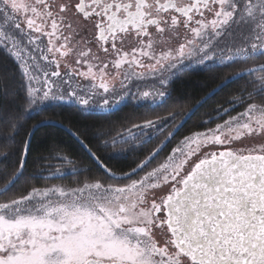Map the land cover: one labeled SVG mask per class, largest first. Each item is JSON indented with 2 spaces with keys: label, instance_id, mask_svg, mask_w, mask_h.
Returning a JSON list of instances; mask_svg holds the SVG:
<instances>
[{
  "label": "snow or ice",
  "instance_id": "snow-or-ice-1",
  "mask_svg": "<svg viewBox=\"0 0 264 264\" xmlns=\"http://www.w3.org/2000/svg\"><path fill=\"white\" fill-rule=\"evenodd\" d=\"M0 52L15 64L23 101L12 102L22 115L6 116L11 131L0 134V264H264V0H0ZM69 56L75 67L62 73L57 57ZM193 65L231 70L178 111L168 86ZM129 100L172 110L119 130L66 129L88 160L59 157L73 164L75 185L31 183L32 129L64 125L42 119L22 136L27 119L67 102L95 124ZM208 103V123L221 122L190 131L133 179ZM246 138L262 142L233 148ZM130 155L117 174L111 161Z\"/></svg>",
  "mask_w": 264,
  "mask_h": 264
},
{
  "label": "trees",
  "instance_id": "trees-1",
  "mask_svg": "<svg viewBox=\"0 0 264 264\" xmlns=\"http://www.w3.org/2000/svg\"><path fill=\"white\" fill-rule=\"evenodd\" d=\"M230 70L231 69L203 68L201 70H187L182 72L179 78L174 79V82L169 85L170 89H174L173 97L180 98L179 101H177L179 105L177 110H186L194 99H198L219 83V79L222 75L227 74ZM217 74L220 75L217 76V79H213V76ZM19 88V74L15 70V64L4 52H0V134L11 131V129L6 126V116L10 118L13 115L17 117L22 115L23 107L18 110L16 104L12 103L15 100L17 104L23 105V101L17 97ZM21 95H23V93H21ZM214 106V104L208 103L200 107L177 135L186 132L189 133L190 131L208 126L206 120L209 119V117L205 115V113H209L214 117L215 113L209 112ZM170 110H172L171 102L164 108H150L148 105L136 107L134 102L129 101L127 105L121 107L116 116L108 120L100 118L97 123L93 124L92 120H86L78 113L75 107L65 103L63 106H57V103H53L51 106L45 108L39 115L27 119L24 122V128L21 130V135L26 136L28 129H31L32 125L37 124V122L42 119L56 121L70 128L73 132L78 128L81 130L87 128L89 134H91L99 131L101 128L119 130L121 124L130 126V123H139L145 118H151L156 115H166ZM177 118L180 117L178 116ZM201 120L204 121V123L201 126H197V121ZM215 121L216 119L212 122ZM169 130L170 128L168 131ZM112 134H114V131ZM166 135L167 131L144 145L140 153V158L142 159L147 156ZM101 139L104 138L102 137ZM118 146L119 145H117V147ZM0 151H3V149L0 148ZM37 155L47 157V159L32 162V158ZM62 156H69L70 159L80 167H85L88 164V160L83 155L81 145L66 130L51 124H46L38 128L32 136V153L29 157L30 163L28 171L30 174L36 176V179H33L31 183L38 187L58 181L69 185L75 183L78 177L70 173V168L73 164L59 158ZM132 159H134V157L130 155L129 160H113L111 161V165L114 166V170H116L117 173H119L121 169L127 171L129 161ZM136 162L138 163L139 160ZM49 165L51 167H48ZM41 166H44L43 171H41ZM83 174L84 173H82L81 176ZM94 174L98 173L94 172Z\"/></svg>",
  "mask_w": 264,
  "mask_h": 264
},
{
  "label": "rangeland",
  "instance_id": "rangeland-1",
  "mask_svg": "<svg viewBox=\"0 0 264 264\" xmlns=\"http://www.w3.org/2000/svg\"><path fill=\"white\" fill-rule=\"evenodd\" d=\"M211 17H209L210 19ZM51 57V56H50ZM51 59V58H50ZM57 59L59 60V70L63 73L64 71H66V68H65V65L66 64H70L71 66L75 67V63H74V57L72 56H69V57H66V58H60V57H57ZM41 64L44 66V69L51 72V71H56L57 68H56V64L55 63H52L51 65H48L46 62L44 61H41ZM203 69L202 67L200 66H197V65H193V68L190 69V70H201ZM146 84L147 85H154L155 87H158V84L154 81H152L151 79L147 80L146 81ZM74 86H75V82H74ZM169 87V86H168ZM135 90V89H134ZM154 90L152 87H147V86H144L142 85L141 86V91H152ZM129 101H132V100H129ZM128 101V102H129ZM134 102V101H132ZM56 103H59V102H56ZM135 103V102H134ZM65 104H67V102H65ZM142 106L144 105H147V104H141ZM187 107V106H186ZM239 111V109H237ZM233 115H235V113H232ZM178 120L180 118H177ZM224 119H227V117H224ZM207 123H208V119L206 120ZM221 121L220 120H216L215 122H211V123H208L207 125L208 126H204V128L202 129H198V130H194V131H205L206 129L208 128H214L216 123H220ZM171 130V129H170ZM169 130V131H170ZM189 133L186 132V133H182L180 135H177L172 141L171 143L164 149V151L160 154V156H158L153 162L152 164L149 166L148 169H145L144 172H140L138 174V176L136 177H133V179H138L139 177H142L146 171H149L151 170L152 167H158L159 164L161 163H164L166 160H167V157L169 155H171L172 153V149L173 148H176V147H179V142L180 140L183 139V136L185 135H188ZM233 135H236V133L234 132ZM260 142H262L259 138H256V139H251V138H246L244 140L243 143L239 142V141H234L233 142V148L234 149H240V148H243V147H252L253 145H258ZM123 145H119L118 147H121ZM207 151H218V150H223L220 146H208L206 147ZM76 183V182H75ZM75 183H73L72 185H69V184H66V183H62V182H52V183H48L47 185L45 186H52V185H67V186H74ZM44 187V186H42ZM158 194L160 195H164L166 194L167 192V189L161 191V190H157ZM158 235V234H157Z\"/></svg>",
  "mask_w": 264,
  "mask_h": 264
},
{
  "label": "water",
  "instance_id": "water-1",
  "mask_svg": "<svg viewBox=\"0 0 264 264\" xmlns=\"http://www.w3.org/2000/svg\"><path fill=\"white\" fill-rule=\"evenodd\" d=\"M192 116H193V115H192ZM192 116H191V117H192ZM191 117H190V118H191ZM190 118H189V119H190ZM189 119H188V120H189ZM188 120H187V121H188ZM58 124H60V123H58ZM185 124H186V123H185ZM185 124H184V125H185ZM43 125H46V124H43ZM43 125H38L37 128L32 129L33 134H34V132H35L38 128H40V127L43 126ZM182 128H183V127H182ZM182 128H181V129H182ZM63 129L66 130V129H69V128H67L66 126H64ZM181 129H180V130H181ZM68 133H69V132H68ZM69 134H70V133H69ZM177 134H178V133H177ZM71 136H72V135H71ZM72 137H73V136H72ZM73 138L75 139V137H73ZM75 140H76V139H75ZM76 141H77V140H76ZM218 151H219V150H218ZM117 174H119V173H117Z\"/></svg>",
  "mask_w": 264,
  "mask_h": 264
},
{
  "label": "flooded vegetation",
  "instance_id": "flooded-vegetation-1",
  "mask_svg": "<svg viewBox=\"0 0 264 264\" xmlns=\"http://www.w3.org/2000/svg\"><path fill=\"white\" fill-rule=\"evenodd\" d=\"M44 44L46 45L47 44V39L45 38L44 39ZM93 52H95V49H93ZM51 57H49V59H50Z\"/></svg>",
  "mask_w": 264,
  "mask_h": 264
}]
</instances>
